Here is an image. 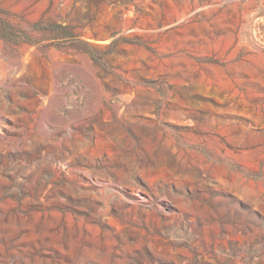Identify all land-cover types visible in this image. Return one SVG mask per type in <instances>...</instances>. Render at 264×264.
Returning <instances> with one entry per match:
<instances>
[{
  "label": "rangeland",
  "instance_id": "obj_1",
  "mask_svg": "<svg viewBox=\"0 0 264 264\" xmlns=\"http://www.w3.org/2000/svg\"><path fill=\"white\" fill-rule=\"evenodd\" d=\"M0 264H264V0H0Z\"/></svg>",
  "mask_w": 264,
  "mask_h": 264
}]
</instances>
